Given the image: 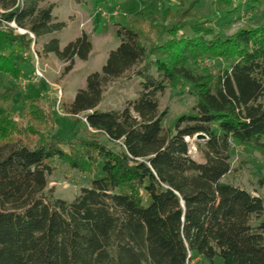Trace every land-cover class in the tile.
<instances>
[{"label":"trees","instance_id":"1","mask_svg":"<svg viewBox=\"0 0 264 264\" xmlns=\"http://www.w3.org/2000/svg\"><path fill=\"white\" fill-rule=\"evenodd\" d=\"M48 1L0 0V73L20 79L32 44L39 56L66 63L64 74L77 59H89L87 33L61 49L54 35L66 24L53 5L43 6ZM202 1L192 0L169 25L172 9L161 3L151 46L139 27L117 30L120 45L68 106L75 122L86 125L84 135L76 132L69 142L40 137L37 126L50 127L58 115L39 99H31L26 125L0 114V144L11 146L0 154V264H264L263 199L222 183L232 171L233 143L264 150V21L225 36L207 26V15L194 21ZM211 4L217 17L234 0ZM259 4L247 0L244 7L256 11ZM11 23L27 33L15 34ZM211 59L229 67L211 74L195 66ZM131 71L141 80L139 97L121 110H101L105 86ZM179 83L197 102L166 134L159 96ZM200 133L204 163L191 157L187 140ZM56 160L89 174L102 165L103 175L67 202L48 190Z\"/></svg>","mask_w":264,"mask_h":264},{"label":"rangeland","instance_id":"2","mask_svg":"<svg viewBox=\"0 0 264 264\" xmlns=\"http://www.w3.org/2000/svg\"><path fill=\"white\" fill-rule=\"evenodd\" d=\"M191 1L164 0L162 3L158 0H49L43 6L53 5L54 15L58 21L66 24L62 31L54 35L60 40L61 49L80 37L82 33H87L93 43V52L87 61L77 59L72 72L64 74L66 63L60 61L55 55L39 56L32 44L33 57L25 56L28 57L29 62L22 65L23 74L20 79L16 80L0 73V114L6 111L18 125H26L31 99H39L41 106L50 109L56 114L55 119L57 115L58 118L48 128L37 126L38 135L42 138L56 135L65 142L74 140L76 132H82L86 125L83 122L76 123V118L70 115L66 116L68 106L75 98L77 91L86 87L87 77L93 72L101 71L109 53L120 45V40L116 36L117 30L129 25L139 27L146 36L145 42L151 46L159 36L157 33L154 34L156 31L151 29V23L153 18L156 22L159 21L162 14L161 5L172 9L168 22L164 23L169 25L178 15H182L181 13L188 8ZM246 2L247 0H234V6L228 8L226 13L223 12L214 17L211 16L214 12L211 0H203L196 7L198 19L194 21L202 23L205 21L203 15H207L206 21L211 19L207 26H212L219 34L225 36H231L241 28H255L264 21V0H260L261 4L258 5V10L256 9L257 12L261 11V14L255 10H247L244 7ZM178 10L179 12L176 13ZM137 17L145 24L137 25L139 21ZM187 20L193 21L192 18ZM3 25L7 23L3 22ZM158 25L160 26L161 23ZM9 27L14 28L17 35L27 33L26 30L13 25ZM153 27L155 29L157 24ZM31 37L34 38L33 35ZM40 47L41 45H38L37 49ZM229 64L225 60L211 59L201 60L195 66L202 72L217 74L229 67ZM37 70H40L43 75L40 79L37 78ZM132 76L133 71L105 86L101 110H121L128 101H134L139 97L141 80L137 76ZM159 99L161 111H167L164 121L166 134L175 133L178 118L182 115H192L193 107L197 102V98L189 93L188 85L182 83L169 84ZM59 100H61L60 109L66 111L65 116L58 113ZM81 121L84 120L81 119ZM81 135H84L83 132ZM11 138L14 142L15 140L19 143L25 141L22 136ZM101 139L104 143L106 142L105 137ZM187 140L190 144L191 157L199 163H204L205 157L198 149V141L195 138H187ZM10 149L11 146L0 144V154L6 155ZM231 163L232 171L222 180V183L238 186L251 194L259 195L264 202V150L253 143L245 145L233 143ZM52 166L54 172L48 177V190L51 189L56 198L67 202H73L83 189L91 188L92 180L103 175L102 165L95 174L80 172L59 160L52 163ZM192 264L208 263L196 260Z\"/></svg>","mask_w":264,"mask_h":264},{"label":"built area","instance_id":"3","mask_svg":"<svg viewBox=\"0 0 264 264\" xmlns=\"http://www.w3.org/2000/svg\"><path fill=\"white\" fill-rule=\"evenodd\" d=\"M9 25H13V26H15L16 27V25H15V23H11V24H9ZM36 75H37V78L39 77V79L41 78V77H43V75H42V73L40 72V70H37V72H36ZM38 80V79H37ZM62 93V92H61ZM61 96H62V94H61ZM61 100H59V102H58V104H57V110H58V113L60 114V115H62V116H65V112L64 111H62L61 109H60V105H61ZM69 114L66 112V116H68ZM79 118H81V119H83L84 121H86L82 116H79Z\"/></svg>","mask_w":264,"mask_h":264},{"label":"water","instance_id":"4","mask_svg":"<svg viewBox=\"0 0 264 264\" xmlns=\"http://www.w3.org/2000/svg\"><path fill=\"white\" fill-rule=\"evenodd\" d=\"M205 138V135H203V134H197L196 136H195V139L196 140H202V139H204Z\"/></svg>","mask_w":264,"mask_h":264}]
</instances>
